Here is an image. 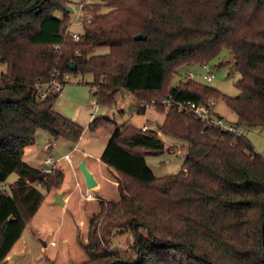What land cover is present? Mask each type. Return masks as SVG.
Segmentation results:
<instances>
[{"label":"trees","instance_id":"obj_1","mask_svg":"<svg viewBox=\"0 0 264 264\" xmlns=\"http://www.w3.org/2000/svg\"><path fill=\"white\" fill-rule=\"evenodd\" d=\"M68 4L0 0V264L43 203L42 191L64 180L60 169L44 174L26 164L24 149L37 130L53 141H75L82 131L54 110L62 89H48L44 98L35 90L64 74L92 75L97 106L112 107L117 93L153 102L165 113L160 132L188 145L182 169L157 178L145 157L163 153L161 138L132 124L119 127L100 154L117 175L119 200L100 199L80 243L87 259L78 264H264V157L239 132L177 110L178 103L222 99L237 126L264 127V0H102L83 6L90 17L77 41L68 36ZM139 34L145 40H135ZM222 48L240 74L237 96L189 78L170 86L179 68L209 65ZM114 125L97 117L89 128ZM118 221L133 234L132 255L104 247L100 227Z\"/></svg>","mask_w":264,"mask_h":264},{"label":"rangeland","instance_id":"obj_2","mask_svg":"<svg viewBox=\"0 0 264 264\" xmlns=\"http://www.w3.org/2000/svg\"><path fill=\"white\" fill-rule=\"evenodd\" d=\"M102 0H69V17L71 20L69 26V34L83 32L80 22V13L84 5H98ZM106 7L101 12H106ZM61 16V14L59 15ZM108 48H97L95 54H105ZM5 72L4 64L0 63V75ZM187 73L193 74L194 81L207 86L219 93L235 97L240 91L235 87V82L240 78V74L236 71L230 51L222 48L220 52L209 62L208 69L199 65H185L177 70L174 74L170 86L177 85L183 81ZM212 76V80L207 82L204 79L206 74ZM92 75H70L68 83L63 87L62 92L55 102L54 110L74 122L82 131L79 138L71 141L68 137H59L51 149V152L45 154V159L50 158L52 163H66L63 160L65 153L72 154L71 149L75 147L72 159L74 161V174L69 171L68 166L65 170L67 189L72 193L67 206L53 205L54 194L60 193L65 188L61 185L59 189H53L50 192H44L45 199L38 211L27 225L21 238L12 248V258L6 259L2 264H78L87 259V254L80 247V243H86L89 218L96 215L100 211V199L118 201L117 192V175H113L114 171L104 163L103 167H99L103 181L101 190L91 191L95 199L85 200L81 194H85L84 178L79 169L76 168L77 157L86 154L88 165L96 168V159L100 158V154L104 149L107 141L116 136L119 127L124 124H132L136 127L145 123L149 130L155 131L157 136L161 138L164 151L156 156H146L145 162L151 169L155 177L160 178L166 175L178 173L182 167L188 150V145L181 140H176L160 132V126L164 121L165 113L157 112L154 106H148L144 113H137L141 103L130 93H117L115 95L117 103L112 107L94 106L96 98L93 95L94 87L92 86ZM153 102H149L152 104ZM167 111V110H165ZM214 111L223 117L227 124L237 127V131L245 136L254 147V150L264 157V127L237 126L236 115L232 112L222 99L216 102ZM97 117H104L112 120L115 125L108 128L90 129L89 125ZM159 127V128H158ZM45 136H49L44 130H37L35 135L36 144L42 147ZM38 150L39 153V149ZM100 160V159H99ZM102 162V161H101ZM55 165V166H56ZM106 166V167H105ZM59 169L60 167H54ZM17 179L15 173L11 174L5 183L2 184L5 190L8 185ZM115 182V185H113ZM63 183V182H62ZM101 195V196H99ZM123 221L111 223L109 226L100 227L101 238L105 240L104 247L109 250L118 251L123 256L132 255L131 245L133 242V234L123 224ZM42 242H46L47 246H42ZM51 242L53 244L51 245Z\"/></svg>","mask_w":264,"mask_h":264},{"label":"built area","instance_id":"obj_3","mask_svg":"<svg viewBox=\"0 0 264 264\" xmlns=\"http://www.w3.org/2000/svg\"><path fill=\"white\" fill-rule=\"evenodd\" d=\"M80 22H82V20L85 18L86 21H89V15L86 11L81 10L80 13ZM79 33H68V36L71 37L73 40L77 41L80 38ZM55 48H58V46H56ZM202 68H206L208 69L209 65L208 64H204L201 66ZM187 78L189 79H193V74L192 73H187L186 75ZM70 78L69 74H64L62 77V82L58 81V80H53L51 83H49L47 86H44L40 83L36 84L35 86V90L36 92H38V96L39 98H44L46 97L47 93H48V89H52L54 92H58L61 89H63L64 87V83H68ZM204 79L207 82H210L212 80V76L208 73L204 76ZM163 104L167 107L169 106V101H165L163 102ZM216 105L215 100H210L208 103L206 104H196V103H178L177 104V110L180 113H185V114H189V115H194L196 117L201 118L202 120L206 121L208 124H211L212 126L216 127V128H220L223 131L226 132H231V133H237V128L232 125V124H227L224 120L223 117L219 116L218 113H216L214 111V107ZM145 106L146 108L148 106H152L149 103H141L140 107ZM140 129L142 131H146L148 130V128L146 126H141ZM63 160L70 163V155L66 154L63 157ZM52 163V160L50 158H48L46 160V164L44 167L41 168V171L44 174H52V171L54 169V166H49ZM82 197L85 200H93L95 199V197L93 196V194L91 193V191H89L88 189L86 190L85 194H81ZM53 244V242H51V245Z\"/></svg>","mask_w":264,"mask_h":264},{"label":"crops","instance_id":"obj_4","mask_svg":"<svg viewBox=\"0 0 264 264\" xmlns=\"http://www.w3.org/2000/svg\"><path fill=\"white\" fill-rule=\"evenodd\" d=\"M95 107L97 108V105H95L94 108ZM137 126L138 127L145 126V123L144 124H141V125H137ZM146 127L149 130V127L148 126H146ZM41 135L44 138V143H43L42 147H38L37 144H36V140H35V143L33 145L28 146V147H26L24 149V155H23L24 162L26 164H28L29 166L34 167L36 169H41L42 167L45 166L46 160L49 158L48 157V158L45 159V154L47 155L48 153L51 152V149H53V146L55 145V143L57 141V140L53 141L52 138H49V136L47 137V136H45L42 133H41ZM62 137L67 138L68 136H62ZM36 149H39L40 150L39 153H38V150H36ZM71 151H72V154H69L70 155V163H68V162L65 161L66 163H64V164H61V163L58 164L57 163V165L56 164L52 165L54 167H60L59 169L62 170V172L64 174V180H63L62 186H64V181H65V188L63 189V191H61V188L59 189L60 190V193H62V199L65 202L64 206H67V204H69L68 202H69V200H70V198L72 196V193H66V192H69V190L67 189V184H68L67 183V180H65L66 179V174L68 172V171L65 170V167L68 166L67 164L70 165V167H68V169L71 172V174L72 175L74 174L72 172V171H74V161L72 159V156H74V152H76L77 150L75 149V147H73V149H71ZM66 154H68V153H65L63 156H65ZM77 158L78 159H77V163H76V168H78L79 164L82 161L84 162L85 167L93 175V177H94V179H95V181L97 183V185L94 187L93 190H94V192L97 191V193H98V191L101 190V184H102V181H103V176H102L103 174H102V172H101V170H100L99 167H103V165H104V164H102L103 162H101V160H99L100 158L96 159V161H97L96 164H97L98 167L94 168L91 165V163H90V166L88 165L87 160H86V154L85 153H83V155L81 157L79 156ZM61 161H64V160L61 159ZM113 175H115V172H114ZM112 183L116 187L115 182L112 181ZM99 196H101V195H99ZM52 204H53V201H52ZM53 205H55V204H53ZM64 206H62V207H64ZM44 243H45V245H42V246H47V243L46 242H44ZM11 252H12V250H11ZM11 252H10L8 258H12V256H10L11 255Z\"/></svg>","mask_w":264,"mask_h":264},{"label":"water","instance_id":"obj_5","mask_svg":"<svg viewBox=\"0 0 264 264\" xmlns=\"http://www.w3.org/2000/svg\"><path fill=\"white\" fill-rule=\"evenodd\" d=\"M67 10H68V11H71V8H70V7H67ZM54 17H55V16H54ZM134 39H135V40H145V37H144L143 35H140V34H139V35L135 36ZM74 69H75V66L72 65V66L70 67V70L73 71ZM78 169H79L80 173L82 174V176H83V178H84L85 187H86L87 189H92V188H94V187L97 185V183H96V181H95L93 175H92V174L87 170V168L85 167V164H84L83 161L79 164ZM53 203H54V204H58V205H60V206H64L65 202H64V200L62 199V193H55V194H54V200H53ZM11 219H12V218L10 217V220H11ZM42 245H45V243L42 242Z\"/></svg>","mask_w":264,"mask_h":264}]
</instances>
